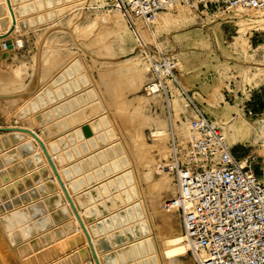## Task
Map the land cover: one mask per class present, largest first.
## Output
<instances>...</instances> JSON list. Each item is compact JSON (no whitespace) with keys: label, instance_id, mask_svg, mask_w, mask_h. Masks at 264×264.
Instances as JSON below:
<instances>
[{"label":"rangeland","instance_id":"rangeland-1","mask_svg":"<svg viewBox=\"0 0 264 264\" xmlns=\"http://www.w3.org/2000/svg\"><path fill=\"white\" fill-rule=\"evenodd\" d=\"M25 2L34 6L23 15V18H28L29 21L27 30L37 28V37L42 35L41 40L45 43L43 81L37 95H43L46 102L35 109L28 105L36 99V94L30 98H28L30 95H26L27 99L18 97L1 99L0 125L10 124L13 119L15 121L19 119L18 122H21L31 118L37 131L41 134L49 133L47 142L56 146L57 155L62 162L60 168L75 166L72 179H83L87 187L77 193L92 190L94 187H99L100 182L108 180V176L102 175L104 168L107 164L111 166L115 160L118 162L119 170L107 172L106 175L112 178L118 173L131 171L133 185L138 194L133 201L139 200L138 185L146 198L158 242H162L160 233L162 234L163 218L162 215L154 212L151 204L153 199L159 202L156 204V209L159 208L158 211L161 213L165 211L173 214L183 230L179 211H171L164 207L165 202L178 192L175 177L173 173L159 167L171 155L173 137L178 138L181 145H185L192 134L191 121L195 114L182 95L181 86L191 93L202 109L218 123L225 139L235 151L244 157L249 155L256 157L257 171L264 176V96L262 95L264 18L261 17L264 16V11H261L264 8L237 7L225 10L215 8L207 13L192 10L181 4L158 13L168 14L172 19L164 22H156L154 19L150 26L147 25L141 31L145 45L152 50L158 60L169 58L175 63L174 72L177 80L169 81L175 113L170 116L166 111L163 96L150 95L146 92L145 86L151 77L150 62L142 53L140 42L128 27L124 15L110 0H41L40 3L39 0H25ZM180 11L187 14L186 19L178 18ZM105 14L110 15L111 18L117 17L116 23L114 24L110 17L107 21L104 20ZM178 20L180 21L177 22ZM51 32L52 34L46 39L47 34ZM134 51L136 56L131 57V52ZM5 57L0 58V61ZM23 59L22 56L16 58L17 63L25 65V67L20 65L15 72L21 81L19 85L7 83L6 62H0V94H5L2 93L3 91L12 92L25 88L24 75L29 78L31 67L29 59H24L27 63H24ZM4 75L7 77L4 78ZM34 88H36L35 83L20 92L28 90L35 92ZM23 112L26 113L24 116ZM90 123L92 127L84 133L83 125ZM5 139L8 145L5 144ZM27 140L12 142L7 133L0 132L2 146L0 157L5 151L18 148L20 143ZM108 145H111L112 150L114 148V154L108 157L110 159L101 160L99 151L109 147ZM115 150L120 153L117 154ZM32 154L24 158L20 156L25 161L27 158L32 159ZM94 159H97V162L93 164L91 161ZM44 166V164L36 166L20 176L11 178V181L39 171ZM9 167H2L0 174ZM105 177L108 179H104ZM48 180V177L40 178L43 185L36 180L31 186L1 196L0 208L3 207L4 210L0 209V213H5V216L30 204L46 205L47 198L55 193L48 191L50 188ZM19 182V184L23 183ZM5 183L3 182L1 186ZM157 183H160L158 189H156ZM68 184L70 185V182ZM123 188L118 189L117 192L110 190L106 195L100 186V196L92 193V200L85 198L89 207L100 211L94 223L104 219L103 202L109 204L110 197H114L117 193L124 196V190H130L128 184ZM40 189L46 190L48 193L45 194L46 197ZM77 193L74 195L76 196ZM155 193L157 195L154 196ZM45 207L29 215V218L33 217L19 226V229L23 226L24 229L29 223L38 222L50 214L52 216V225L48 223L45 226L51 228L42 233L39 231V234L51 232L53 240L37 249L36 253L35 251L30 253L29 257L23 256L29 260L34 257L36 262L38 258L35 256L41 254L43 250L61 251L62 254L58 255V258L61 255L63 257L66 251L72 250L67 241L69 236L71 238L73 235L71 229H68L71 218L66 214L56 215L50 210L45 211ZM63 207L62 202L58 203L55 210ZM120 221L122 224L125 223L123 219ZM132 221L124 227L128 224L140 227L136 218ZM121 222L110 223L104 230L100 228L104 225H99L98 235L110 242L106 252L114 251L119 255L120 246L111 243L114 235L124 234ZM1 227L3 232L0 231V260L2 264H19V254L14 252L17 242L11 243L8 235L9 232L18 231V226L8 231L3 225ZM63 229L67 234L62 231ZM152 238L155 251L147 252L146 255L140 254L139 258L136 256L137 260L134 257L133 261L128 260L127 264H138V262L154 264L153 258L157 260L158 255L153 235ZM23 241L26 239H23L22 243ZM1 246L4 248L1 249ZM183 246L187 250L184 243ZM188 254L190 264H196L193 255L189 251Z\"/></svg>","mask_w":264,"mask_h":264},{"label":"built area","instance_id":"built-area-1","mask_svg":"<svg viewBox=\"0 0 264 264\" xmlns=\"http://www.w3.org/2000/svg\"><path fill=\"white\" fill-rule=\"evenodd\" d=\"M120 9L150 62L145 86L150 95H162L172 116L170 80H177L172 59H157L145 45L140 24L151 25L156 15L177 5L209 12L213 9L264 8V0H110ZM264 89V88H263ZM181 93L194 111L192 134L185 145L173 137L171 155L159 167L173 173L177 194L165 202L177 206L189 252L196 264H264V176L255 156H242L229 145L218 123L192 94ZM264 96V90L262 91Z\"/></svg>","mask_w":264,"mask_h":264},{"label":"bare ground","instance_id":"bare-ground-1","mask_svg":"<svg viewBox=\"0 0 264 264\" xmlns=\"http://www.w3.org/2000/svg\"><path fill=\"white\" fill-rule=\"evenodd\" d=\"M40 1L41 0H39V3H40ZM12 4H13V7L14 6L18 7L17 12L15 11L16 18H17V23H16L15 29L16 30H18L19 28L21 30L23 28L27 29L29 26L28 18H22L21 19L19 17H23V15H25L28 11L32 10V8H34V6L28 2L26 3L25 0H12ZM261 11H264V10H261ZM107 15L105 14L103 16V19L106 21L108 20V17H110V15L109 16H107ZM186 15L187 14H185L183 11H180L178 18L179 19H186V17H187ZM17 16H19V17H17ZM261 17L264 18L263 15H261ZM116 18L117 17L111 18V19H113L114 24L116 23ZM155 19H156V22H164V21H167V20L172 19V18L169 17L168 14L167 15L166 14H157ZM179 21L180 20H178L177 22H179ZM12 22H13L12 15H11V12L9 10V7H8L6 0H0V35H7L8 34V31H9L10 27L12 26ZM146 26H147V24H140V26H139L140 31H142L144 28H146ZM6 37L7 36H5L4 38H6ZM4 38L0 39V44L2 43L1 46H3V47L5 46L4 48H7L8 44L5 43L6 40L2 41V39H4ZM15 41H17L16 43L19 46L23 45V43H24L22 38H19V37L16 38ZM237 49H238V47H237ZM131 53H132L131 57L136 56L135 51L131 52ZM6 55H7V51L0 52V58L5 57ZM21 70H22V68H21ZM5 94H7V93H5ZM49 97H50V95H49ZM50 98H52V97H50ZM24 99H26V98H24ZM36 99L39 102V104H38V102H36ZM36 99L32 100V102H30L28 106L36 109L38 107V105L43 106L44 103L46 102L45 97L41 94H38ZM12 114H13V112H12ZM25 114L26 113H24V114L22 113L23 116ZM18 120L19 119H17L15 121V119H13L12 122L10 123L11 125H0V127L1 126L29 127L30 129L34 130L44 140V142L46 143V145L48 147L49 152L51 153L53 159L55 160V162L58 166V170H59L60 174L62 175V178L64 179L66 186L68 187L70 193L72 194L74 201L76 202V204L78 206L80 214L82 215V218H83L86 226L88 227V230L90 231V233L92 235V239L94 241L96 251L100 257V261L102 264H119L120 262H122V264H124V263L127 264L128 260L133 261L132 258H134V257L136 258V256H137V258H139L138 256L140 254L146 255L147 252H154L155 250H154V247L152 246V239H153L152 235L156 240V250H157V255H158L157 260L155 257L153 258L154 264H170L171 262L173 264H190V258H189V254H188L189 245L186 241L185 234H184V231L182 230L181 224L175 219L173 214H170L169 212L165 213V211H164V213H161V211H158L159 208L156 209V204H159V202L158 201L156 202L155 199L151 198V200L153 199V203H151V204H152L154 212L156 214L159 213L160 215H162V218H163L162 219L163 222H161V225L163 223V228H161V229H162V234L165 237H163V235L159 232L160 235L162 236V242L161 243H160V241L158 242V239L156 238L157 235H156V231L154 229V224L152 222L150 210H149L148 204L146 202V198L144 197V195L142 193L141 187L138 185H137V188H138V191L140 192V196L138 198L139 200L136 199V201H133L134 198H137L138 194H137L135 185H133L134 180H133V177H132L130 170L121 172L120 174L118 173V174H116V176L110 178L109 177L110 175H106V174H107V172L111 173L114 171H118L120 168L118 165V162L114 160L112 162L111 166H109L108 164L105 166L102 175L108 176L109 179L105 177L104 179H108V180L100 182L101 183L100 186L102 187V189H104V191L106 192V195L109 194L110 190L117 192L118 189H121V188L124 189L123 186H126L127 184L130 186V190L129 191L124 190L125 191L124 196H121L120 194L117 193L114 197H110L108 200L109 204H107L106 202H103V207H104L103 213L105 215L104 219L97 220L95 223L89 222L85 209H81V207H79V204L76 200V196L74 195L75 193L72 190V187L75 184L73 185L71 179H69L70 175L71 176L73 175V171L76 169V167L61 169L60 168L61 162L59 159V155H57L58 150H57L56 146H53V144H51V143L48 144V142H47L48 141L47 137H48L49 133H47V134L39 133L34 128L33 120L31 121V118H29V120H23L21 122H18ZM91 124L92 123L83 125L82 130H84V133L86 131L88 132V130L92 127ZM156 130L159 133V130L158 129H156ZM0 132L3 133L4 131H0ZM81 132H79V133H81ZM5 133H7V135L11 138L12 142H17L20 140L28 139L24 143L27 144L26 149H31L32 153H33L32 159L29 162L30 167H31V164H33V168H35L36 166H42V164H44L45 166L41 167L39 169V171H34L31 174L23 175L24 177L23 176H21L20 178L18 177L16 179V181L19 179L17 181L18 184H16V181L15 180L11 181L12 180L11 178H15L18 175L20 176V175L26 173L28 170H31L33 168L29 169L28 167L25 166L26 160L25 161L22 160L17 147L11 148L10 150H7L4 153H2V155L0 157V169L4 166H10V167H9V169L3 170V172H2L3 174H0V181H1V183H0V197L3 196L4 194H7L10 191L22 189V188H25L26 186H31V184H34L36 180L40 183L41 182L40 178L46 179L45 178L46 175H48V178H49L47 183H48L50 188H48V191H51L52 193L55 191V193L49 197L52 200L50 199L49 202L46 201V205H44V203H42L41 205L30 204L29 206H27L25 208L18 209V211L16 210L14 213H8L5 216H4L5 213L1 212L0 213L1 214V216H0V218H1L0 219V231L3 232V229L1 227L2 225L7 231L10 230L11 228L16 227V226H18V229H19V226L24 225L25 222L29 221L30 218L33 217V216H30V218H29V215H32L33 213H35L37 210H39L41 208L43 209V206L44 207L47 206V207H45V211L50 210V211H52L53 214H56V215L57 214H64V215L66 214L69 218H71L69 221L70 227L68 229H71V232L73 233V235H71L72 236L71 238L68 234L69 238H68V240L66 239L68 241L70 248L72 249L71 251H66V253L63 257L61 255V257L58 258V255L62 254L61 251L53 249L50 252H48L47 250H43L41 252V254L38 253V256H35L36 258H38V262H36L33 259L34 257L33 258L31 257L32 260L25 259V258L30 253H32L34 251H35L34 253H36L37 249L41 248L42 246L48 244L50 241L53 240L54 237L52 238L53 233L51 234V232L45 233L42 235L39 234V231H40V233H42V232H45L46 230L51 228V226L45 228V226L48 223H49V225H52L51 223H53L51 214L45 216L44 219H42L38 222L36 221L35 223H29V226L27 228L23 229V227H24L23 226L18 231H15L12 233L9 232L8 235L10 237L11 243L17 242L16 243L17 247L15 248L16 250H14V252L17 255L19 254L18 255L19 264H44L45 262H48L50 259H52V258L54 259V257H57V259L55 258L54 261L51 260V262L48 264H96L94 261L89 243H88L87 238L84 234V231H83L82 227L80 226L76 216L74 215V213L70 207V204L68 203V201H67V199H66V197H65V195H64V193H63V191H62V189H61V187H60V185L56 179V176L54 175V173H53V171H52V169H51V167L47 161V158L44 155L42 148L40 147L37 140L33 136H31L29 133H25L22 131H12V132H5ZM4 142L6 145H8L7 139H5ZM110 146L106 147L104 150L99 151V155H100L99 157L101 158V160L110 159L108 157H110L111 155L114 154V151H113L114 148L112 150ZM1 147L2 146L0 145V148ZM160 152H162V151H160ZM116 153H117V151H116ZM119 153L120 152H118L117 154H119ZM30 155H31V153H30ZM115 156H116V154H115ZM96 162H97V159H94L91 161V163H93V164ZM106 162H108V161H106ZM12 163H15V165H10ZM24 163H25V165H24ZM76 172H78V169ZM81 174H82V172H81ZM8 181H10V182H8ZM19 181H22L23 183L21 182L22 184H19L20 183ZM3 182L4 183L8 182V183L1 186V184ZM68 182H70V185L68 184ZM94 183H95V181H94ZM42 185H43V183H42ZM159 186H160V183H157L156 189H158ZM85 188H87V187H85ZM85 188L83 187V189H85ZM58 190H59V192H58ZM41 193L43 195L48 194L46 192V190H44V191L41 190ZM125 193H127V194H125ZM155 195H157V193H155L154 196ZM46 196L47 195H45V197ZM49 198H47V199H49ZM61 202L64 204V207L61 208L60 210H55V205H57L58 203H61ZM53 210H55V211H53ZM83 210H84V212H83ZM160 210H162V209H160ZM169 210L177 211V206H172ZM133 218L134 219L136 218V221L138 220L137 224L140 225V227L137 225L131 226L129 224L124 227V225H126L127 223L133 222L132 221ZM122 219L125 222L124 224H122V222L120 221ZM117 221L121 222L122 231H124V234L118 233V234L114 235L113 236L114 237L113 243H111V244L112 245L116 244V246L117 245L120 246L119 255L117 257V260L114 257L113 258L110 257V259L107 260V259H104L105 255H106L104 253H106L108 247H110L109 246L110 242H108V241L104 242V243H102V241L100 242L101 237H100V235H98V232H96V230L94 228L96 227L97 229H99L98 228L99 225L103 224L104 226L100 227V228H102L104 230L107 228L106 225H110V223L112 224L114 222L117 223ZM17 223H19V224H17ZM60 229H62V228H60ZM11 231H13V230H11ZM62 231H65V230L63 229ZM37 232H38V236H36ZM60 233H62V232H60ZM65 233H66V231H65ZM66 234H63V236ZM23 239H26V241H23V243H22ZM62 239H64V238H62ZM128 243H131V244L128 245ZM183 243L187 247L188 251L184 248ZM123 245H125L124 248L121 247ZM139 247H140L141 251H140ZM3 248L4 247L1 246V249H3ZM43 249H45V248H43ZM100 253H103V254L100 256ZM137 258L135 260H137ZM138 264H141V262H138Z\"/></svg>","mask_w":264,"mask_h":264},{"label":"water","instance_id":"water-1","mask_svg":"<svg viewBox=\"0 0 264 264\" xmlns=\"http://www.w3.org/2000/svg\"><path fill=\"white\" fill-rule=\"evenodd\" d=\"M6 2L8 4L9 10L11 12L13 22H12V26L10 27V29L8 31V34L7 35H0V39L4 38L5 36H8L10 33H12L14 31V29L16 27V23H17L16 13H15V9H14L13 4H12V0H6ZM8 47H11V48L14 47V43L13 42H8ZM33 93H35V92L32 91V90H28V91L11 93V94H0V99L12 98V97H18V96H24V95H30V94H33ZM23 114H24V112H23ZM0 131H4V132L22 131V132H25V133H29L31 136H33L37 140V142L39 143L40 147L42 148V151H43L44 155L47 158V161H48V163H49L54 175L56 176V179H57V181H58V183H59V185H60V187H61V189H62V191H63V193H64V195H65V197L67 199V201H68V203L70 204V207H71L74 215L76 216L80 226L82 227V229L84 231V234H85V236L87 238V241L89 243V246H90V249H91V252H92V255H93L95 263L96 264H102L101 261H100V257H99V255H98V253L96 251V247H95L94 241L92 239V235H91L90 231L88 230V227L86 226V224H85V222H84V220L82 218V215L80 214L78 206H77L76 202L74 201V199L72 197V194L70 193L68 187L66 186V184L64 182V179L62 178V175L60 174V172L58 170V166H57L55 160L53 159L51 153L49 152L48 147H47L46 143L44 142V140L34 130L30 129L29 127L1 126L0 127ZM26 145H27L26 143H23V144L18 145V148H17L19 153H20V155H22L23 157H26L30 153H32L31 149H26ZM30 161H31V158H27L26 161H25L27 163L26 167H28L29 169L33 168V164H31V167H30V163H29ZM45 177L47 178L48 175H46ZM69 179H71L73 185L75 184L72 187V190H73L74 193H77L80 189L85 187L83 179L73 180L71 175H70ZM99 188H100V186L99 187H94L92 190H84L83 193H77L76 200H77V202L79 204V207H81V209H84V207L88 206V203L86 202V199H85L86 197H87V199H89V200L91 199L92 200L93 199L92 198V193H96L97 196L99 194V196H100ZM50 199L51 198L47 199L46 201L49 202ZM92 208L93 207H87L85 209V211H86V214H87L88 221L93 223L96 220V218H98V215L100 214V211L98 212V211H96L95 209H92ZM0 209H1V211L4 210L3 207L0 208ZM94 229L97 232L98 229H96V227ZM101 241H102V243L107 242L106 238H104V237L100 238V242ZM104 254H106L104 259L109 260L110 257H112V258L114 257L117 260L118 254H116V252H114V251H112L111 253L106 252ZM0 264H2L1 260H0Z\"/></svg>","mask_w":264,"mask_h":264},{"label":"crops","instance_id":"crops-1","mask_svg":"<svg viewBox=\"0 0 264 264\" xmlns=\"http://www.w3.org/2000/svg\"><path fill=\"white\" fill-rule=\"evenodd\" d=\"M16 7V8H15ZM14 9L15 11L17 12L18 10V7L17 6H14ZM19 17V16H17ZM19 18H23V17H19ZM26 28H23L22 30L19 29V30H14V32H12L9 36H7L6 38L2 39V41L6 40L7 42H13L14 43V47H7V48H4L2 46V49L0 47V51H4V50H8L7 51V55L6 57L0 61V62H6V67L7 69H5V72L8 74V80H7V83H10L12 85H16V84H21V81L20 79L16 76V69L18 67L21 66H24V64H19L17 63L16 61V58L22 56L24 59H29V64H30V76L29 78L26 77V75H24V78L26 79L25 80V88L28 87L30 84L32 85L33 83L36 84V88L35 89V93L37 94L40 90V87L42 85V76H43V73H42V68H43V47H44V42H42L41 40V37L42 35H39V37H37V28H34V29H31V30H27ZM52 34L49 33L47 34L46 36V39ZM11 37V38H10ZM22 38V40L24 41L23 45H17V41L16 38ZM5 41L6 44H8L7 42ZM46 41V40H45ZM23 59V62L24 63H27L26 60ZM33 73H34V77H33ZM35 76H37V78H35ZM4 78H6L7 76H3ZM33 77V78H32ZM31 87V86H30ZM23 88V89H25ZM23 89H18V90H15V91H12V92H2V93H17V92H20L22 91ZM35 93L33 94H30V96H28V98L32 97ZM18 98H26L27 99V96L24 95V96H18ZM7 125H11V124H7ZM39 132V131H38ZM40 133V132H39ZM39 167V166H38ZM6 184V183H5ZM4 185V184H3ZM2 185V186H3ZM84 212V210H83ZM105 216H103L104 218ZM123 247V246H122ZM103 253H100V256L102 255Z\"/></svg>","mask_w":264,"mask_h":264}]
</instances>
